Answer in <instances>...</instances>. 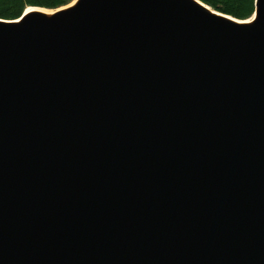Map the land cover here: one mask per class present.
Segmentation results:
<instances>
[{
    "label": "water",
    "instance_id": "1",
    "mask_svg": "<svg viewBox=\"0 0 264 264\" xmlns=\"http://www.w3.org/2000/svg\"><path fill=\"white\" fill-rule=\"evenodd\" d=\"M200 4L0 21V264H264V0Z\"/></svg>",
    "mask_w": 264,
    "mask_h": 264
},
{
    "label": "trees",
    "instance_id": "2",
    "mask_svg": "<svg viewBox=\"0 0 264 264\" xmlns=\"http://www.w3.org/2000/svg\"><path fill=\"white\" fill-rule=\"evenodd\" d=\"M211 10L239 21L249 19L255 12L256 0H198ZM71 0H0V20L15 21L25 7L55 10L67 6Z\"/></svg>",
    "mask_w": 264,
    "mask_h": 264
},
{
    "label": "bare ground",
    "instance_id": "3",
    "mask_svg": "<svg viewBox=\"0 0 264 264\" xmlns=\"http://www.w3.org/2000/svg\"><path fill=\"white\" fill-rule=\"evenodd\" d=\"M193 1H196L197 4L201 5L197 0H193ZM78 2H79V0H72V2L69 5L55 9V10L43 9V8H38V7H27L19 19L25 18L27 15L34 13V12L42 14L46 18H50L51 16H53L57 12L64 11V10L75 7ZM203 7L206 8V6H203ZM207 9L210 10L209 8H207ZM210 11H212V10H210ZM254 18L255 17H253L251 20L245 21L244 24H251L253 22Z\"/></svg>",
    "mask_w": 264,
    "mask_h": 264
},
{
    "label": "rangeland",
    "instance_id": "4",
    "mask_svg": "<svg viewBox=\"0 0 264 264\" xmlns=\"http://www.w3.org/2000/svg\"><path fill=\"white\" fill-rule=\"evenodd\" d=\"M71 2H72V0H71ZM71 2H70V3H71ZM70 3H69V4H70ZM69 4H67V5H69ZM26 8H27V7H25V9H26ZM25 9H24V11H25ZM247 20H248V19H247Z\"/></svg>",
    "mask_w": 264,
    "mask_h": 264
}]
</instances>
